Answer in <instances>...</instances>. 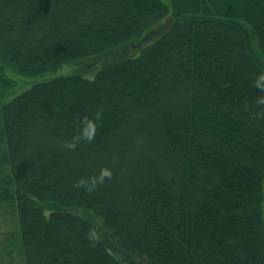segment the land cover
<instances>
[{
  "label": "trees",
  "instance_id": "trees-1",
  "mask_svg": "<svg viewBox=\"0 0 264 264\" xmlns=\"http://www.w3.org/2000/svg\"><path fill=\"white\" fill-rule=\"evenodd\" d=\"M252 40L264 55V0H0V216L24 264H264ZM109 52L124 57L94 79L2 101L8 71ZM98 111L94 139L67 148ZM103 167L110 178L79 184Z\"/></svg>",
  "mask_w": 264,
  "mask_h": 264
},
{
  "label": "rangeland",
  "instance_id": "rangeland-1",
  "mask_svg": "<svg viewBox=\"0 0 264 264\" xmlns=\"http://www.w3.org/2000/svg\"><path fill=\"white\" fill-rule=\"evenodd\" d=\"M170 22H168L169 24ZM166 24V25H168ZM162 28V27H161ZM161 33V29L157 30L152 34L150 38L145 40V44L149 43L151 40L156 38ZM147 45V44H146ZM145 46V45H143ZM142 46L138 45L134 53L132 55H138ZM252 50L253 54L256 55L258 62L264 68V55L261 53V49H259V44L257 40H252ZM132 52L129 51L130 54ZM111 52H109L105 57L97 58V59H83L72 63H66L56 71L49 72L46 74H42L35 77H26L22 75H17V73L13 71H8V74L13 77L15 80L14 86L4 95L2 98L3 102H7L20 95L21 93L31 89L34 85L44 83L56 78L60 77H68V76H83L88 79H94L96 77L97 71L104 66L105 63L116 60L117 58L124 57V55L120 56H111ZM13 237L17 239L16 228L15 225H8L3 216H0V264H24L23 258L19 251V246L16 245L14 248L12 247ZM105 240V236H102ZM8 245H11L10 247ZM117 247V246H116ZM110 248L113 252L117 253L115 247L110 245ZM120 255V254H119ZM135 262H139L134 260Z\"/></svg>",
  "mask_w": 264,
  "mask_h": 264
},
{
  "label": "clouds",
  "instance_id": "clouds-1",
  "mask_svg": "<svg viewBox=\"0 0 264 264\" xmlns=\"http://www.w3.org/2000/svg\"><path fill=\"white\" fill-rule=\"evenodd\" d=\"M255 86L264 90V73H260L256 80ZM258 102L264 104V97H259ZM101 113L98 111L94 114V116L89 117L85 116L82 118L80 125H79V132L72 140L66 142V147L69 149H74L77 145V141L80 139H87L89 141L93 140L97 131V121H99L101 117ZM112 176V170L108 167H103L100 169L99 174L91 178V183L87 180H81L79 184L81 185H88L89 190L94 188L97 183H102L105 178H110ZM90 238L91 239H98L99 236L95 229L90 231Z\"/></svg>",
  "mask_w": 264,
  "mask_h": 264
}]
</instances>
